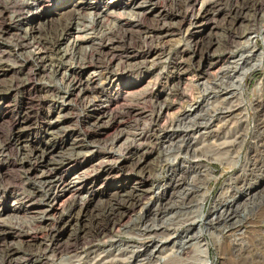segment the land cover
<instances>
[{
	"label": "bare ground",
	"instance_id": "bare-ground-1",
	"mask_svg": "<svg viewBox=\"0 0 264 264\" xmlns=\"http://www.w3.org/2000/svg\"><path fill=\"white\" fill-rule=\"evenodd\" d=\"M48 1L51 0H0V68H8L5 71L0 69V98L4 99L12 93H22L29 97L36 96L39 103L46 105L57 95L63 105L67 98L75 96L77 100L79 99V112L83 114L86 108L97 107L95 103L101 102L103 99L107 104V109L92 116L97 123L92 127H86L85 132L78 135V132L74 133V129L68 130V127H65L66 118L64 115L58 116L55 120L47 115L38 119L37 122H41L42 128L46 127L49 128L48 132L52 131V133L49 132L50 134L61 135L67 139L65 141L69 146H66L67 150L55 152L56 154L53 151L55 144L51 148L40 150L37 141L30 140L23 134V131L31 130L33 127V122L27 117L28 115L26 116V112L21 111L7 117L10 121L11 132L2 141L4 146L0 147V173L4 160L3 153L6 151L12 153L17 157L18 163L14 165V168L21 184L19 188L12 187L13 189L1 191L0 199L5 200L8 195H12L19 206H23L22 210L20 208L13 210V216H18L22 211L23 214L26 212L34 214L32 221L36 223H45L46 219H51L50 222L47 220L48 226H50V228L47 226L48 233L52 236L48 250L54 251L55 246L59 245L60 247L59 238L62 237L61 233L65 229L69 231L67 241L63 244L65 249L71 247L69 241L79 240L80 237L86 238L89 231L101 238L114 235L116 229L120 228V225L127 220L130 214L143 206V201L148 195L151 196L155 190L159 192L163 188L162 185H153L150 187L151 189L145 187V181L151 176L149 174L161 162L160 154H156L153 161L146 160L147 155L151 154L150 151L153 150V147L147 145L137 148H132L130 145L125 149L127 151L125 159L129 162L127 166L114 167L112 163L117 158L115 156H119L116 151L107 153L105 156L107 162L105 160V163L101 161L100 164H97L99 169L103 168L105 171L107 181L116 176L112 175L114 172H116L114 174L120 175L139 171L140 175L137 174L139 178L136 177L138 180H134L133 183L125 182L127 179L125 177L122 179L124 183L120 180L122 185L112 188L109 186L105 192L102 191V194L107 197L105 202H101V200L99 204L92 205L90 197L94 191L91 192V196L88 192V195L83 196L76 192L79 187L71 186L72 183H79L86 178L85 175L89 170L88 168L84 170V167L88 166L86 164L89 158L82 165H76V163L78 158L89 150V137L103 127L104 124L100 119L106 115L105 112H110L108 120H106L109 126L119 131L118 136L110 144L117 145V142L119 143L123 139L124 129L127 127L126 119L145 117L138 106L139 102L153 100L154 122L152 123H155L156 130L149 135L138 136V140L148 141L151 145L163 138L168 139L174 134V131L170 135V133L161 131L162 129H157L159 125L164 124L163 127L167 125L171 127L170 130H173L174 124L179 118L195 112L197 107L206 108L208 117L213 120L212 122L207 120L208 123L205 122L204 128L201 127L197 133L196 131L192 132L193 136L199 134L198 140L218 136L222 126L230 123L227 119L233 113L246 111V117L238 120V124L242 125L248 117L249 110L254 111L264 107V93L255 95L254 100H250L248 107L243 105L242 101L238 102L242 99V94L239 91L227 92L219 96L220 92L226 91V88L224 91L221 90L219 85L223 84L221 80L225 78V71L231 65V61L235 62L236 58L239 61H248L250 59H245V55L254 56L256 44H251V40L252 35L264 27V25L261 26L264 24V0H201L200 4H198L199 0H124V2L115 4L116 10L105 11L99 7V2L92 5L88 4L87 0H78L75 4L70 5L71 0H64L59 8L60 11L57 12V17L52 20L53 24H49L48 28H41V20L45 17L42 18L41 15H38L37 24L40 27L38 26L37 30L31 28L30 23H33L32 21L35 19L34 16L29 17L28 15L31 7L41 8ZM223 2L228 4V10L223 12L222 19L217 20V16L222 12ZM85 9L88 10L87 13L83 12ZM252 12H256V17L261 15L259 21L249 15ZM258 12L263 14L259 15ZM149 15H153L152 22H148ZM86 22L90 24L85 25ZM185 24H188L186 29L188 36L186 37H189L185 54L191 55L190 60L187 61L182 53L176 54V58L172 59L176 62L169 63L167 67L169 74L154 79V87L158 86L156 90L150 88V83L144 84L139 76H131L135 69L147 68L148 65L153 68L154 60L167 55L170 47L166 39L181 32ZM78 25H81L86 33L80 35L78 32L69 49L59 52L60 42L73 31L74 26ZM209 27L210 33L206 37H201L203 30ZM214 29H219L222 34L218 35L216 32H212ZM81 44L87 46L84 48L81 47ZM243 47L245 48L244 52H239V55L236 56L235 51ZM64 58L71 61L69 60L67 63V59ZM91 67L106 72L107 88L114 90V87H117V93L114 96L107 94L104 89H99L91 78L84 80L83 75ZM61 69L69 71L68 75L64 77L63 84H50L51 80L46 81ZM194 69L196 70L194 71ZM8 73L13 76L10 86L3 79ZM245 75L246 70L242 67L237 79L238 89H241V80ZM209 90H211V95ZM92 96L94 98L90 99ZM128 97L137 98L138 103L122 106L121 103ZM120 106L124 108L122 109ZM119 107L122 109L121 112H119L120 109L118 111ZM51 110L53 112L54 108ZM93 111L95 110L92 109L90 112L93 113ZM260 114V119L264 118V112ZM85 117L87 116H78L80 118L78 122L81 121L85 124ZM213 123L214 125H212ZM260 125L261 128H258L255 124L258 132L254 138L256 140L253 143L251 155L255 162L253 167L258 163L256 159L264 158V120ZM169 127L167 128L169 129ZM71 135H74L73 139H70ZM209 144L207 150L210 147ZM45 155L51 156L48 162H51L56 168L61 167L60 169H62L66 165H71V169L76 170L75 176H72L69 183L61 186L63 176L58 177L57 172L53 173L50 170H40ZM115 164H117V160ZM263 165L264 163L262 167ZM91 166L93 167L94 164ZM204 169L208 171L206 165ZM250 171L253 173V170ZM95 179L98 181V175L95 176ZM24 191L30 193L31 196L26 195ZM203 202V200L200 202L201 207ZM105 204L108 206L105 207ZM92 225L94 226L92 227ZM23 227L15 223V225H5L3 229H0V264H43L41 261L30 260L33 256V249L37 247V240L32 235L33 232L25 234V239L20 241L24 245V249L16 244V247L10 245L8 242L10 237H19L16 228ZM168 228H162L164 231L160 234L167 236V239L161 238L162 240L160 239L158 244L147 242L148 244L143 243L135 246L126 245V249L130 248V261L146 264L145 260L147 259L144 257L157 256V260L160 259V254L165 251L175 252L176 248L173 247L176 245L177 238L180 242L177 244L178 249L187 251L189 246L185 248L182 237V235L187 237L185 233L187 230L173 238V235L167 233L169 232ZM158 231L155 230V233L158 234ZM160 236L158 234L155 237L159 238ZM158 238L157 240H159ZM205 245L202 240L192 244L191 250L200 258L194 260V264H211ZM55 248L57 249V247Z\"/></svg>",
	"mask_w": 264,
	"mask_h": 264
},
{
	"label": "rangeland",
	"instance_id": "rangeland-1",
	"mask_svg": "<svg viewBox=\"0 0 264 264\" xmlns=\"http://www.w3.org/2000/svg\"><path fill=\"white\" fill-rule=\"evenodd\" d=\"M76 1L78 0H71L70 5L75 4ZM200 1L201 0H199L198 4H200ZM86 2L92 5L99 2V7L105 11L108 9L116 10V8H114L115 4L124 2V0H87ZM63 3L64 0H51L41 8L32 6L29 14L27 13L29 17L32 15L35 18L34 21H32L33 23H30V27L37 30L39 26V24H37L38 15H41L42 18L45 17L41 20V28H48L54 23L52 20L57 17V12L60 11L59 8ZM222 6V12L217 16V20L222 19L223 12L228 10V4L226 2H223ZM87 11V9L83 10L84 13H87ZM255 13L256 12H252L251 14L249 13V15L256 18V21H259L261 17L260 14L264 12H258L260 16L257 17ZM152 16H148V22H152ZM87 22L85 25L90 24ZM185 25L181 32L176 33L177 35L174 34L166 39L170 47L167 55L160 56V59L156 61L154 60L153 64L155 65L153 68H150V65H148L147 68L141 67L140 69H135V74L133 73L131 76H139L144 84L150 83V88L156 90L158 86L154 87V79L159 76L165 77L169 74V69L167 68L169 63L176 62L172 59L182 53L187 61L190 60L191 55L189 56V53L185 54L189 39V37H186L188 36L186 33L188 24ZM262 25L264 24H261V26ZM258 26L257 28H259ZM210 27L203 30L201 37H206V35L210 33ZM78 32L80 35L86 33L81 25L74 26L73 31L64 39L65 41L62 40V43L60 42L58 45V51L62 52L69 49L74 36ZM212 32H216L218 35L222 34L219 29H214ZM253 35L251 44H256V48L253 52L254 56L245 55V59H250L248 61H239L237 60L238 58H236L237 62L231 61V65L225 71V78L221 80L223 84L219 85V88L223 91L226 88V91L220 92L219 96L227 92L239 91L242 94V99L238 102L242 101V104L246 105V107L250 104V100H254L255 95L264 93V27L261 31L257 30ZM86 46L85 44H81V47L85 48ZM244 50V47L238 48L237 51H235V55H239V52H244ZM66 59L68 62H65L69 63L70 59ZM242 67L246 70V75L241 80V89H238L237 79ZM1 70L5 71L8 70V68L4 67ZM195 70L196 69H194V71ZM68 72L67 69H61V71L54 73V75L51 76L52 78L50 77V79H46V81L51 80L52 83L49 82L50 84H63L64 77L68 75ZM106 77V72L95 70L93 67L89 68L83 75L84 80L91 78L92 82H94L99 89H104L107 94L114 96L117 93V87H114V90L108 89ZM11 78L13 79L11 73L6 74L3 78L8 86L11 85ZM208 92L210 95L212 94L211 90ZM93 98L94 96L90 99ZM229 98H231V96H229ZM99 103L103 104L98 105ZM137 103V98L128 97L121 104L122 106H127ZM61 104L62 102L57 95L46 105L39 103L36 96L29 97L22 93H12L7 95L4 99L0 98V147L4 146L2 141L11 132L10 121L7 117L16 115L21 111L24 113L26 112V116L28 115L27 117L33 122L32 129L23 131V134L30 140L37 141L40 145V150L51 148L55 144V149L53 148V151L54 153H58L59 151L67 150V147H69L68 143H65L67 139L61 135L50 134L52 131H49V133V128H42L41 122H37L38 119L47 115L55 120L58 116L61 117L64 115L67 123H65V127H68V130L74 129V133L78 132V135L79 133H84L86 127H92L93 124L95 125L97 123L92 118L94 114H99L107 109V104L104 99L101 102L95 103L97 107L91 106L86 108L84 114L79 112V99L77 100L75 96L67 98L65 103H63V105ZM153 104V100L139 102L138 106H140L145 117L126 119L127 129L125 128V131L123 130V139L119 143L117 142V145L115 143L113 145L110 144L113 142L114 138L118 136L119 131L109 126L106 120H108L110 112H105L104 114L106 115L100 119L104 124L102 125L103 127L99 128L97 133L95 132L89 137V150L84 155H81L76 163V165H82L84 161L89 158L86 164L88 166L86 167L84 165V170H87L86 168L89 170L85 175L86 178L79 181V183H72L71 186L73 188L79 187L76 192L83 196L88 195L87 192L90 195L91 192L94 191L92 192V196L90 195L92 205L99 204L101 200V202H105L107 197L102 193L105 192L109 186V188H112L122 185V179L125 177L127 178L125 182L129 181V183H133L134 180H138L137 178H139L140 175L138 173L139 171L120 175L114 174L116 173L114 172L112 175L116 176L111 177L107 181L105 171L103 168L99 169L97 164L99 162L101 163V161L105 163V160L107 162V158H105L107 153L109 151H116L119 156H115L117 158H115V161L112 163L114 167L127 166L129 162L125 159L127 157V155H125L127 152L125 149L130 145L132 148L147 145L153 147V150L150 151L151 154L147 155L146 160L153 161L156 158V154H160L161 162H159L158 166L149 174L151 176L145 181V187L151 189L150 187L153 185H162L163 188L159 192L155 190L151 193L153 196L151 194V196L148 195L146 197L147 200L145 199L143 201V206L131 213L129 216L130 218L128 217L127 220L120 225V228L116 229L117 231L114 235L112 234L111 236L108 235L101 238L92 231V233L89 231V233L86 234V238L80 237L79 240L69 241V244L71 243V247L68 248L69 251L63 246L69 235L68 230L65 229L64 232L61 233L62 237L59 238L60 247L58 245L55 246L57 249L54 247V251L48 250V245H50L49 242L52 236L48 233L50 226H48L47 220L50 222L51 219H46L45 223H36L32 221L34 214L29 212L23 214L22 211H20L21 214L18 216H13V210L17 208L22 210L23 206H19L14 196L8 195L5 200L0 199V226L15 225V223L16 225L24 226L23 228H16L19 237H10L8 241L10 245L16 244L21 249H24L25 247H23L24 245L21 244L20 241L25 239V234H32L33 232L32 235L36 237L37 240V247L32 251L33 256L30 258L32 261H41L43 264H137L134 261H130V248L126 249L125 246H135L143 243L148 244L149 242L158 244L157 242H159L161 238L164 240L167 239V236L160 234L164 231L162 228L169 227V232L167 233L173 235V238L187 230V232H185L187 237L181 235L184 239L183 243L185 248L188 246L189 248L186 249L187 251L178 249L177 244L180 242L179 238H177L176 247H173L176 248L175 252L165 251L160 254V259L157 260V256L144 257V259H147L145 260L147 261L146 264H194L193 261L200 258L191 250L192 244L201 240L206 244L205 247L207 248L211 264H264V165L262 167L264 158L256 159L258 163L255 164L254 167L253 165L255 162L251 158L253 143L256 140H254V138L258 132L255 124L258 128L262 127L260 124L264 118L260 119L259 115L264 112V107L257 108L254 111L249 110L248 117L244 124H242L243 126L238 124V120L246 117V111L233 113V116L231 115V117L227 119L230 121V123L225 125L226 127L228 126L227 128L222 126L218 136L206 137L203 140H198L199 134L193 136L192 132L196 131L197 133L201 127L204 128V125L208 123V121L212 122L213 120H210L208 117L206 108L197 107L195 112L179 118L176 124H174L175 127L173 130H170L171 127L167 125L164 127L162 126L164 124L159 125L162 127L158 126L157 129H162L161 131L167 134L170 133V135L174 131V134L168 139L163 138L159 140V142L157 141L150 145L148 141L138 140V136L141 134L149 135L156 130V127L154 128L155 123H152L154 122ZM122 106L120 107L123 109L124 107ZM120 107L118 108V111L120 109L119 112L122 111ZM51 108H54L53 112H51ZM92 109L95 110L93 113L90 112ZM78 116H87L85 117L86 123L84 124L81 121L78 122L80 119ZM212 125H214V123ZM104 126L108 127L105 128ZM166 126L169 127V129ZM73 137L74 135H71L70 139H73ZM1 138L3 139L1 140ZM209 143L212 144L210 145ZM208 144L210 146L208 147L209 151L207 150ZM213 146L214 148L217 146V148L214 149ZM3 155L4 160L0 173V193L9 188H19L21 184L14 168V165L18 163L17 157L7 151L3 153ZM91 156H93V159L90 158ZM44 157L40 165V170H50L53 173L57 172L58 177L63 176L61 186L69 183L72 176H75L76 170L71 169V165H66L62 169H60L61 167L56 168L51 162H48L51 159L50 155H45ZM116 160L117 164H115ZM108 161L110 160L108 159ZM93 164L94 166L92 167L91 165ZM205 165L208 167L209 172L204 169ZM250 170H253V173H250ZM65 172L66 175L64 176ZM96 175H98V181L95 179ZM25 194L31 196L28 192H25ZM202 200L204 202L201 207L200 202H202ZM104 206L106 207L108 205L105 204ZM199 207H201V210H199ZM2 226L0 229L4 228ZM47 226L49 228H47ZM93 226L94 225H92V227ZM159 229L161 230L158 231ZM155 230L158 231L159 236L161 235L159 238L155 237L158 236ZM200 231L202 234L201 236ZM157 238L159 240H157ZM140 259H143V257H140Z\"/></svg>",
	"mask_w": 264,
	"mask_h": 264
}]
</instances>
